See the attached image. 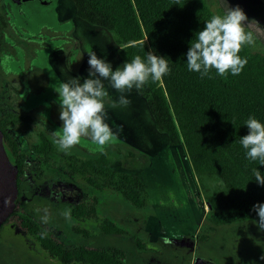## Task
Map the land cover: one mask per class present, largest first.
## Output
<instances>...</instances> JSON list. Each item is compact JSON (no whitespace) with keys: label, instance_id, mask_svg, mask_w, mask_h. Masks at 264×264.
<instances>
[{"label":"trees","instance_id":"16d2710c","mask_svg":"<svg viewBox=\"0 0 264 264\" xmlns=\"http://www.w3.org/2000/svg\"><path fill=\"white\" fill-rule=\"evenodd\" d=\"M72 1L79 16L110 34L121 62L136 55L143 58L148 51L169 60L168 75L135 91L144 99L155 129L165 134L170 144L183 149L207 206L195 248L205 257L202 260L211 264L207 243L220 228L250 221L264 237L252 210L253 204L264 202V185H258L253 177L256 168L264 174V165L246 160L239 144L240 137L247 133L243 122L250 114L264 122V52L242 47L239 55L247 57V63L238 76H218L211 69V78H200L198 73L186 70L185 53L204 21L215 13L207 0ZM3 144L11 163L17 166L19 192L25 163L16 144ZM31 149L44 154L57 151L71 175L80 176L96 190L117 192L138 210L148 206V194L139 178L112 168L119 155L111 147L103 153L78 156L59 150L42 137ZM13 215L18 216L21 228L35 237L48 257L59 264H128L124 249L88 244L102 236L130 239L140 251L152 247L108 217L99 218L96 233L74 228L86 241L64 244L32 216L17 209L10 216ZM71 215L81 223L97 218V198L75 204ZM7 222L8 219L0 226V232ZM189 258L190 255L186 260Z\"/></svg>","mask_w":264,"mask_h":264},{"label":"flooded vegetation","instance_id":"af4514ba","mask_svg":"<svg viewBox=\"0 0 264 264\" xmlns=\"http://www.w3.org/2000/svg\"><path fill=\"white\" fill-rule=\"evenodd\" d=\"M96 29L105 30L79 16L72 0H0V129L3 143L16 144L25 163L17 200H27L26 192L33 184L36 193L44 190L54 201L81 202L82 190L73 183L57 180L36 183L32 177H38L41 169L33 168L32 158L27 155L39 156L44 162L53 156L63 160L57 151L37 153L31 147L44 137L58 148L52 132L59 131L62 122L58 94L53 87L69 77L80 76L82 80L87 76V52L104 49L95 36ZM105 87L110 92L116 91L107 82ZM117 93L110 94L113 100L120 95ZM125 95L130 100L127 107L106 108L105 119L115 139L105 149L111 147L119 155L113 161L117 162L116 171L134 174L143 183L149 205L151 189L146 185L149 176L156 182H168V176L169 180H181L172 155V150L180 146L170 144L167 136L155 129L151 115V119L146 118L138 100L144 102L143 106L146 103L135 89ZM117 142L125 145V149L115 146ZM72 149L80 154L98 152L86 137ZM203 218L196 231H177L172 241L195 249Z\"/></svg>","mask_w":264,"mask_h":264},{"label":"rangeland","instance_id":"374dc122","mask_svg":"<svg viewBox=\"0 0 264 264\" xmlns=\"http://www.w3.org/2000/svg\"><path fill=\"white\" fill-rule=\"evenodd\" d=\"M207 3L215 13H222L228 7L239 6L247 17L246 30L254 36V43L250 48L264 52V0H207ZM95 33L104 49L94 52L98 57L109 61L115 70L122 63L117 46L107 31L96 29ZM108 92L110 97V94L116 93L109 90ZM138 101L146 118L151 119L146 105L143 106L142 100ZM115 146L125 149V145L119 142L115 143ZM70 151L81 155L78 150ZM172 155L179 168L181 180H169L168 176V182H156L149 176L146 185L151 189L150 204L145 209L138 210L123 200L117 192L111 189L96 191L80 176L71 175L58 156L44 162L43 158L28 153L27 156L32 158L33 168L41 169L38 177H32L36 183L57 180L77 185L82 190L81 201L87 202L93 197L97 198L98 217L85 223L76 221L71 215L75 204L69 201H54L44 194V190L36 193L33 184L29 185L26 192L27 200H17L15 209L44 224L53 237L64 244L86 241L80 234L75 233L74 228H86L96 233L99 218L108 217L133 237L152 245L151 250L140 251L126 238L102 236L95 241H88L90 246L113 245L124 249L128 264H195L196 259L205 257L191 246L173 242L172 237L178 235L177 231H196L201 218L208 210L183 149L177 147L172 150ZM112 168H117V162L112 163ZM66 209L70 210L69 217L63 215ZM184 219H187V222ZM9 220L0 232V264H59L48 257L34 236L21 228L17 215L10 216ZM207 247L211 264H264V237L250 221L220 228L211 236ZM188 255L190 258L187 261Z\"/></svg>","mask_w":264,"mask_h":264},{"label":"clouds","instance_id":"9594fccd","mask_svg":"<svg viewBox=\"0 0 264 264\" xmlns=\"http://www.w3.org/2000/svg\"><path fill=\"white\" fill-rule=\"evenodd\" d=\"M246 20L239 6L212 14L196 32L185 53L186 70L198 73L200 78H211V69H215L218 76H238L247 63V57L239 55L240 50L254 43L253 34L246 30ZM145 53L143 58L136 55L113 70L109 61L88 51L87 76L82 80L80 76L69 77L55 84L62 123L59 131H53L52 135L59 150L67 152L86 137L96 151L103 153L105 146L115 139L105 119L106 108L127 107L130 100L125 93L139 90L149 81H161L171 71L169 60L164 56L153 51ZM105 82L120 94L117 99L109 96ZM243 125L247 133L240 137L239 144L245 159L264 165V122L250 114ZM253 177L258 185H264V174L257 168L253 170ZM252 210L258 217V228L264 230V202L253 204ZM63 215L69 217L70 210L66 209Z\"/></svg>","mask_w":264,"mask_h":264},{"label":"water","instance_id":"95a60500","mask_svg":"<svg viewBox=\"0 0 264 264\" xmlns=\"http://www.w3.org/2000/svg\"><path fill=\"white\" fill-rule=\"evenodd\" d=\"M17 177L18 169L6 153L0 129V226L15 211L18 198ZM196 263L206 264L202 259H196Z\"/></svg>","mask_w":264,"mask_h":264},{"label":"crops","instance_id":"0c3cea01","mask_svg":"<svg viewBox=\"0 0 264 264\" xmlns=\"http://www.w3.org/2000/svg\"><path fill=\"white\" fill-rule=\"evenodd\" d=\"M144 103V102H143Z\"/></svg>","mask_w":264,"mask_h":264}]
</instances>
